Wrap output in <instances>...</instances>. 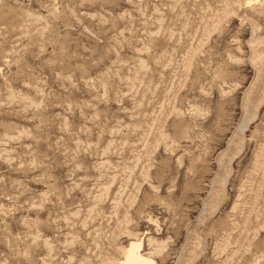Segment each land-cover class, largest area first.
I'll list each match as a JSON object with an SVG mask.
<instances>
[{"label":"rangeland","instance_id":"rangeland-1","mask_svg":"<svg viewBox=\"0 0 264 264\" xmlns=\"http://www.w3.org/2000/svg\"><path fill=\"white\" fill-rule=\"evenodd\" d=\"M129 241L264 264V0H0V264Z\"/></svg>","mask_w":264,"mask_h":264},{"label":"bare ground","instance_id":"bare-ground-1","mask_svg":"<svg viewBox=\"0 0 264 264\" xmlns=\"http://www.w3.org/2000/svg\"><path fill=\"white\" fill-rule=\"evenodd\" d=\"M141 248V241H129L125 249L123 248V258L118 264H155L156 262L143 254Z\"/></svg>","mask_w":264,"mask_h":264}]
</instances>
